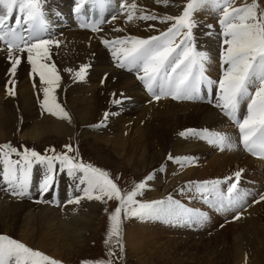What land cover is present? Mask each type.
I'll list each match as a JSON object with an SVG mask.
<instances>
[{
	"label": "bare ground",
	"instance_id": "bare-ground-1",
	"mask_svg": "<svg viewBox=\"0 0 264 264\" xmlns=\"http://www.w3.org/2000/svg\"><path fill=\"white\" fill-rule=\"evenodd\" d=\"M148 1L135 0L138 5L136 10L139 13L138 16L141 10L144 14L154 13L157 17L165 16L162 13L176 16L182 13L186 4V2L183 4L178 2L182 0H170L168 8L174 4L176 6L181 5V9L175 6L177 12L172 14L167 13L164 10L165 6L162 3H157V0L149 4ZM235 1V6L245 2V0H239L238 3L237 0ZM132 2L133 0H129L128 3ZM111 3L119 9L122 0H108L109 8ZM73 4L75 6L72 9L68 7ZM87 4L90 3H86L83 7ZM76 6V0H51L49 7L45 3L44 12L49 31L48 35H53L57 39L54 40L59 41V46L55 44L50 46L51 60L48 61L49 63H55L61 77L59 87L56 88L54 95L61 100L57 103L64 104L65 111L71 117V122L42 109L41 102L44 98L42 89L46 85L41 84L38 74L34 73L33 80L35 82H32L36 86L34 90H39L40 95L38 91L35 92L37 97L33 96V88H30L28 82L19 84L21 77L24 78L26 73L21 71V77L19 73H16L15 76L11 75L9 71L11 60L8 58L7 48L0 44V85L8 84L11 88L14 87L15 90L19 84L18 97L20 99H18V103L21 105L19 110L6 105L11 102L3 103L2 105H5L3 109L0 107V142H7L10 138L16 136L39 146L47 145L53 141L68 142V138L78 132L79 125L85 126L86 131L80 132V134L89 142L92 149L111 161L118 162L120 167L135 168L141 171L159 164L170 173H167L168 175L164 179L159 175L153 176V179L149 182L148 187L150 190L148 191L151 192L150 196L153 201L165 200L168 196L164 197V193H170L169 189L178 181V179H175V183L165 184V179L171 177L172 170L175 168L171 166L175 163L172 160L170 162L168 155L179 156V158L190 157L192 160L197 159V163H200V160L203 159L202 163L204 165H201L200 168L192 166L194 169L183 175L185 179L183 185L190 180L202 181L208 179L210 175L222 177L238 169L245 171V175L249 179H257L254 180L256 182L259 177L264 175H262L261 170V168H264V161L252 157L251 153L244 149L243 144L240 142L239 128L235 129V125H233L235 123L231 124L226 119L229 117L225 116L222 110L215 106L220 95L217 84H214L211 89L206 84H202V96L199 99H186L187 101H184L185 99H173L171 96L164 95L156 100L141 80L137 77L135 80L132 74L134 69L130 71L127 68L117 67L118 61L115 59L112 61L115 62L114 65L109 61H107L108 65L104 63L107 58H113V56L110 48L106 47L102 40L112 41L116 38L131 36L146 39L167 30L172 22L161 23L159 19H138L137 22L126 25L124 12L128 9L125 8L123 13L121 11L122 14L118 15L114 21L119 30L121 27L124 28L122 34H120L121 32L119 34L113 33V31L107 34L103 31L105 26L97 32L89 33L80 30L76 26L75 18L72 17L76 11L72 10L73 8L76 9ZM179 11L181 12L178 13ZM211 11L206 7L198 11L196 16L193 14V19L196 21V26L193 28L194 33H196L193 42L198 51L207 53L210 58V62L206 64V75L218 81L217 77L220 78L223 75L221 61H219L222 49L219 48L218 44V46L216 45V38L212 36L216 33L213 30V25L217 27V24L210 25L211 18H208V16H212ZM69 23H75L76 30L63 31L64 28L72 26ZM60 33H63V36L58 37L57 34ZM15 55L21 57L22 62L18 65L20 70L25 69L26 66H31L27 62L26 54L16 52ZM81 65H89L83 80L75 78L74 75ZM66 69H72L73 71L69 72ZM139 75H143V73L141 72ZM9 81H14V85ZM155 91L159 94L160 90L156 88ZM208 93L212 95L211 101L207 96ZM150 94L154 99L150 98ZM133 98L140 100H146L147 98L150 102L147 106L141 107L142 104L135 102ZM116 100L121 102L114 103ZM178 100L184 103L177 104ZM202 101L204 104L200 105L199 103ZM192 102L198 104L189 106L188 103L191 104ZM106 112L109 113L111 118V125L108 128H106L107 124L102 123L105 121L104 114ZM138 112L141 113V116L136 120L130 119V115H135ZM246 114L247 104L242 101L237 112V119H243ZM230 121L232 120L230 119ZM101 123L102 126L96 127ZM137 124H142V126ZM205 127L215 128L213 129L214 132L226 134L235 142L236 147L233 149L225 148L221 151L218 146L208 144L205 139L179 135L187 129L201 130ZM102 129H109V131L105 134ZM212 149L219 151L220 154L216 156L211 152ZM149 152L150 154L147 157L150 160L149 163L145 164L146 158L143 157H146ZM165 153L167 154L165 155ZM187 164L191 165L192 162ZM33 172L35 176L31 175L28 195L23 197L13 195L12 187L3 176L4 161L2 154H0V227L3 228L0 233L11 238L16 237L19 241L26 242L37 250L45 251L58 259L63 258L62 253L64 252L70 257L74 252L86 249L88 236L95 234L94 228L99 219V212L104 209L102 201L89 200L85 197L80 199L79 203H66V206H62L70 199L74 200L78 197L77 195L83 194L76 187L79 181L76 178L69 177L65 172L58 187L57 196L51 200L50 205H47L45 201L42 204L43 200L38 203L37 201H41L39 196L41 193L40 184L47 174L46 165L38 167ZM16 174L17 176L21 175L19 171ZM79 175H82V173H77V176ZM56 185L58 184L56 183ZM85 186L80 185L81 188ZM256 186H258L257 183ZM163 188H165L164 192H162ZM52 192L53 188L45 193L43 199L46 200L52 195ZM188 193H190L188 198L193 200L195 198L193 191ZM255 205L248 213L252 227H247V230L258 227L257 222L254 220L258 219L257 212L259 210L255 208ZM165 221L159 220L155 223L153 221V227L162 226L164 228L165 223L163 222ZM213 221L211 220L210 223L213 224ZM138 222L140 221L138 220ZM234 227L232 228L234 229ZM262 228L253 231L255 239L244 236L240 238V232L235 229L232 233L235 235L234 241L237 240V237L240 240L235 243L237 251L233 264H236L237 260V264H264V231ZM225 232V235L231 234L230 231ZM148 235L150 237L153 235L156 243L160 244L161 234L158 231L153 230L151 233L148 230L144 236ZM126 236L128 253L137 257L141 264H147V254L145 252H151L154 248L153 238L151 237L150 242L140 243V247H136L132 240L137 239V237H133L130 230ZM254 240L258 244V248L250 253L247 251L246 246ZM245 257L247 258L245 259ZM219 262H216V264H219ZM204 263L211 264V258H206Z\"/></svg>",
	"mask_w": 264,
	"mask_h": 264
},
{
	"label": "snow or ice",
	"instance_id": "snow-or-ice-1",
	"mask_svg": "<svg viewBox=\"0 0 264 264\" xmlns=\"http://www.w3.org/2000/svg\"><path fill=\"white\" fill-rule=\"evenodd\" d=\"M86 3L102 5L103 0H76V12L80 13ZM157 3L167 7L170 0H157ZM206 7L220 13L218 22L221 29L219 34L223 37L220 54L223 75L218 81L206 75V64L210 62V58L207 53L198 51L193 43L192 30L196 26L193 14ZM120 8L128 9V21L137 18L159 19L161 23H172L160 35L147 39L131 36L112 41L102 40V43L112 51L113 58L118 61L117 67L130 71L136 69L137 78L156 100L164 95L173 99H199L202 84H206L209 89L218 84L220 95L215 106L237 125L244 149L254 156L264 158V0H245L238 6H235V0H186L180 15L162 17H157L154 13L144 14L143 10L137 16L138 5L135 0L130 4L125 0L120 4ZM100 22L103 21L87 26L93 31H98ZM22 31H27L28 36L22 35ZM45 31L46 20L42 0H0V41L7 45L11 75L15 76L17 66L22 62L21 57L15 53L26 54L32 73L38 74L41 84L46 85L42 89L44 94L42 109L71 122V117L57 103L54 95L61 77L55 63L48 62L51 60L50 46L53 44L59 46V41L40 38ZM88 68L89 65H81L74 73L75 78L83 80ZM141 72L143 75H139ZM9 83L14 85V81ZM156 88H159V94L156 93ZM8 94H15L14 87L8 89ZM242 101L247 104V114L243 119H237ZM104 115L107 119L109 113L106 112ZM102 123L96 127L102 126ZM179 135L205 139L209 144L218 146L221 151L236 147L235 142L226 134L210 132L207 129L201 131L187 129ZM65 148L66 152L56 153L55 149H48V152L54 154L42 155L34 149L24 148L21 152L11 144L0 145V154L4 161L3 176L12 187V194L21 197L28 195L34 163L44 164L47 168V174L40 184L42 193L49 192L54 186L56 172L66 169L69 177L79 181L77 190L83 192V197L70 199L69 203H79L80 199L85 197L102 202L106 197L108 200L118 202L109 216L110 227L105 245H111L115 237L121 252L122 213L125 218L166 221L175 219L189 225H200L207 220L204 212L186 209L179 201L173 200L172 196L165 200L143 203L137 200L138 195H143L147 181L153 179L151 174L144 181L136 183L132 190L124 191L110 178L107 171L69 155L68 153L73 151L70 144L65 145ZM11 154H16L20 159L14 161L9 159ZM169 159L174 158L169 156ZM175 159L182 166L184 163L192 162L190 157ZM57 162L59 168L56 166ZM17 171L21 175L17 176ZM77 173L82 175L77 176ZM234 176L235 180L228 185L227 195L221 194L220 185L232 181V177H227L224 181H205L195 187L201 193H215L212 200L205 197V202L218 206V210H223L225 201L231 207L243 199L237 188L241 172L237 171ZM80 185L86 186L80 188ZM260 199L264 200V195ZM239 218V215L234 217ZM115 255L116 253L109 247L107 259L86 260L81 264H113L112 257ZM0 264H62V262L7 235H0Z\"/></svg>",
	"mask_w": 264,
	"mask_h": 264
},
{
	"label": "rangeland",
	"instance_id": "rangeland-1",
	"mask_svg": "<svg viewBox=\"0 0 264 264\" xmlns=\"http://www.w3.org/2000/svg\"><path fill=\"white\" fill-rule=\"evenodd\" d=\"M46 1H47V3H50L51 0H46ZM238 1L239 0H237V3H238ZM124 2H125V0H124ZM126 2L128 3L129 0H126ZM152 2H154V0H149L148 4L152 3ZM178 2L180 4H183L186 2V0H182V1H178ZM175 6H176V4L171 6L172 8L171 7L168 8V6L164 7V10H166L167 13L173 14L174 12H177V9H175L176 7H179L181 9V5L176 6V7ZM71 9H72V7H71ZM180 12L181 11H179L178 13H180ZM211 12H212L213 17L211 15L208 16V18H211V22H212V23L210 22V25L217 24V27L213 25V30L216 31V33L212 34V36H214L216 38V45L218 44L219 48L222 49L221 41L223 38H220V35H219L220 25L218 22V17L220 15V13L217 11L216 12L211 11ZM196 13L197 12L194 13L195 16H196ZM48 14L50 15L51 13H48ZM120 14H121V12H120ZM138 14H139L138 11H136L137 16H138ZM162 14L166 15V13H162ZM127 16H128V11L126 10L124 12V20L126 21L125 22L126 25L135 23L138 20V19L134 18L133 20L128 21L126 19ZM117 29H119V28L116 27V25L114 23H110V24H108V28H106V30L105 31L103 30V31L106 32L107 34L112 32V31H113V33H118V34L120 32H121L120 34H122L124 32L123 27H121V29L119 31H117ZM71 30H73V29L68 28V29H65L64 31H71ZM90 35H92V34H90ZM195 35H196V33H195ZM61 36H63V33L59 34V37H61ZM147 38H149V37H147ZM195 38H197V37L195 36ZM52 40L55 41L53 38H52ZM113 60H114V58H107L104 63H106V65H108L107 61H109L110 63H112V65H114L115 62L113 63L112 62ZM219 61H220V59H219ZM10 67L11 66H9V71H10ZM92 69H94V68H92ZM21 71H25V73H26L24 78L21 77ZM16 73H19V75L21 77L19 84L21 82H28V85H30V88L31 87L33 88V89L31 88L32 91L34 92L33 96L37 97V95H36L37 93L35 94V92L38 91V94H39V90H37V91L34 90V88H36V86H34V84H32V82H35V80H33V77L35 74L32 73L31 66H26V68L23 70H20V68L17 66ZM136 77H135V80H136ZM217 79H219V77H217ZM19 84H18L17 88L14 90V92H15L14 95L8 94V89L11 88L8 84L4 85V86L0 85V101H1L0 103H1V105L3 103L11 102L9 104L7 103L6 105L13 107V108H16L17 110H19L21 108V105L18 103V99H20L18 97ZM133 84H134V82H133ZM150 98L154 99L151 94H150ZM133 99L135 100V102L141 103L142 104L141 107L147 106L148 102H150V100L147 98H146V100H144V99L140 100L137 98H133ZM56 100L61 101L58 98H56ZM144 101H145V103H144ZM184 101H187V100L185 99ZM176 103L182 104L184 102L181 100H178ZM201 103L203 104L204 102L202 101ZM59 104L62 107H64L63 103H59ZM188 104H189V106H192V105H196L197 103L192 102L191 104L190 103H188ZM202 104H200V105H202ZM1 105H0V107H1V109H3L5 107V105H2V106ZM64 109H65V107H64ZM139 116H141L140 112H138L135 115H130L129 117H130V119L136 120V118H138ZM101 119H103V117H101ZM110 121H111V118L108 116L107 119H105V121L103 122L104 124H107L106 128L110 127V125H111ZM137 125L142 126V124H137ZM204 129H207L210 132H214L213 129H215V128L205 127ZM204 129H201V130H204ZM106 130L107 129H104V130L102 129V131H105V134L109 131V129L107 131ZM196 130H200V129H196ZM83 131H86L85 126L79 125L78 126V132H76L75 135L73 134L70 138H68V142L53 141L47 145L39 146V145H36L35 143H31V142H27L26 140H22L19 138V136H16V137L10 138L7 142H0V145L11 144L13 147L17 148L21 152L23 151L24 148H29V149H34L35 151L41 153L42 155H44V154L53 155L54 153L48 152L47 150L48 149H55L56 153L66 152L67 149L65 148V145L70 144L73 148V151L69 152L68 153L69 155L76 156L77 159L81 160L82 162H84L86 164L90 163L95 167H98V168H101V169L107 171L109 173L110 178H112L118 184V186L124 191L132 190V188L134 187V185L136 183L144 181L146 179V177L149 176L150 174L152 176L159 175V177L161 176V177H163V179L165 178L166 175L170 174L167 172L166 169L164 170V167H162L159 164L156 166H153L149 169L141 170V171L136 170L135 168L129 169L127 167H122V166L120 167V164L118 162H116V161L113 162V160L111 161L110 159L106 158L104 155L94 151L92 149V147L89 145V142L85 138H83V136L80 134V132H83ZM98 132L100 133V131H98ZM205 141L207 142V140H205ZM211 145H213V144H211ZM211 152L214 153L216 156H218L220 154V152L216 151L215 149H212ZM149 154H150V152L146 154V157L145 156L143 157V158H146V161L144 162L145 164L149 163L150 159L147 157V156H149ZM166 154L167 153H165V155ZM169 156H171V155H168V157ZM172 157L174 159H171V160L175 164H173L171 166L175 167V168H173V170H172L171 177L168 179H165V184L169 185V184L173 183L175 181V179H178V181L176 180L177 182L176 183L174 182L175 184L169 189L170 193L169 192H165L166 194L164 193V197L169 196L171 194L173 200L179 201L180 204H182L186 209L204 212L207 215V220L204 223H202L200 225H195V224L189 225V224H186L183 222H177L175 219H172L170 221L163 222V223H165L164 228L162 226L153 227V223H152L153 221L155 223L156 221L159 222V220H163V219L140 220V219L135 218V217L125 218L123 213H122L121 214V220H122L123 251L121 252L119 245L116 244V238L115 237L113 238L111 245H108V246L105 245V240L107 238V233H108V230L110 227L109 216L112 213V211L118 205L117 201L108 200L105 197V201L102 202V206L104 207V209L102 212H99V215H98L99 219L97 220V225L94 228L95 234H93L92 236H90L91 235L90 234L88 236V239H87L88 246L86 249H83L80 252H74L73 255H71L70 257H68L66 255V253L64 252V253H62L63 258H60V259L52 256L51 254L46 253L45 251H42V252L45 253L46 255L54 258V259L61 261L62 264H81L82 261H86V260L107 259L108 258V250H109V247H111L112 250L116 253V255L114 257H112L113 264H141L139 262V260H137L138 259L137 257L131 256L128 253V248H127V244H126V238H127L126 235L130 230L131 235L133 234V237H137V239L132 240V242L136 245V247L137 246L140 247V245H141L140 243L150 242L151 237L153 238V240L155 242L154 248L152 249L151 252H145V254H147V264H206V263H204L206 258H211V264H216V262H218V261H220L219 264H230V263L233 264L234 257H235L236 251H237L235 243L238 242L240 240V238H242V236L247 237V238H249V237L254 238L253 231L259 230L260 227H263L262 230L264 231V200L260 199V197L262 195H264V175H263L264 174V168H261L263 176L259 177L257 182L254 181L257 179H252V178L249 179L248 177H246L245 171H241L240 169H238V170H233L230 173H228L222 177H220V176H217V177L214 176L213 177L210 175L209 176L210 178H208V179H204L202 181L190 180L187 182V184L183 185V182L185 181L183 175L188 173L191 169L200 168L201 165H204L202 163L203 159L200 160V163H197L196 162L197 159H194V160H192L191 165L184 163L182 166L181 163H178L177 160L175 159V158H179V156H172ZM13 159H20V157L17 156L16 154H13ZM171 160H170V162H171ZM43 166H44V164H40L37 166V168L43 167ZM57 166L59 168L58 162H57ZM192 166H196V167L193 168ZM33 170H36V169H33ZM239 170L241 171V175L243 176V179H245L242 181L240 180L241 185L239 186V188H240L239 192L243 195V199L240 200V203H242V206H245L242 210L237 209V207H235V206L229 207L227 205L226 201H225L224 209L218 210V206H213L211 203L205 202V197H207L209 200H212L215 196V193H211V192L201 193V192L196 190L195 185H197L198 182L202 183L205 181H212V180L223 181L227 177H232V179H233L234 172L239 171ZM34 172H32V176H35ZM43 172H45V171H43ZM60 172L61 171H59V174H60ZM65 172H67V171H63L61 173V175L59 176V179L56 178L58 181L56 180L54 186L52 187L54 189L55 186H57V192H58V187L60 185V182L62 181V178H63V175ZM150 181H147L146 187L143 190V195H138L136 197V199L142 203L143 202H150V199H151V201H153L151 196H150L151 192L148 191V190H150V188L148 187ZM254 182H256L258 186H256V183H254ZM56 183L58 185H56ZM255 189H258V190L256 191ZM164 191H165V188L162 189V192H164ZM187 191L188 192L193 191L194 197H195L193 200L188 198L190 193H188ZM220 192H221V194L225 195L224 194V187H222V184L220 185ZM244 194H246V195H244ZM77 196L83 197V194L80 196L79 195H77ZM246 197L249 198V200H250L249 203H248V199ZM256 201H259V202L257 203ZM66 203H69V202L68 201L65 202L62 206H66L67 205ZM254 204H256L255 208H258V210H259L257 212L258 219L254 220L257 222L258 227L255 229H252V230H247V227L251 226V221H250V218L248 216V213ZM244 214H246V215H244ZM237 215H239L240 218L234 219V217ZM138 220L140 222H138ZM211 220L212 221L214 220L212 222L213 224L210 223ZM186 225H188L187 228H190V229H187ZM232 227H234V229ZM2 229L0 227V230H2ZM235 229H238L237 231L240 232L239 236H241L240 238L237 237L236 241H234L235 235L232 234V233H234ZM148 230L151 233L153 230H155V232L158 231V233L161 234V239L159 241L160 244L156 243L155 237L153 235L151 237L149 235L146 237L144 236V234H146ZM225 231H230L231 234L225 235L226 234ZM0 235H4V234L0 233ZM13 239H16V237H13ZM16 240L19 241L18 238ZM27 240H29V239H27ZM20 242H22V241H20ZM255 242L256 241L254 240L252 243H250L246 246V249L248 252L252 253L254 250H256L258 248V244H257V242L256 243ZM22 243H25L27 246L33 248L34 250H37L34 246L28 245L26 242H22ZM246 258L247 257H245V259ZM212 260H213V263H212ZM222 261H223V263H222ZM237 261H236V264L238 263Z\"/></svg>",
	"mask_w": 264,
	"mask_h": 264
}]
</instances>
